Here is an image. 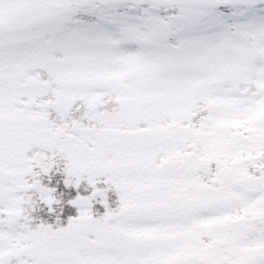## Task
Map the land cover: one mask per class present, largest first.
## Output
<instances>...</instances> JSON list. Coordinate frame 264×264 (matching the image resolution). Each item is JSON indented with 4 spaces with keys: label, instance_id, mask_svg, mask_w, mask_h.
Segmentation results:
<instances>
[{
    "label": "snow or ice",
    "instance_id": "1",
    "mask_svg": "<svg viewBox=\"0 0 264 264\" xmlns=\"http://www.w3.org/2000/svg\"><path fill=\"white\" fill-rule=\"evenodd\" d=\"M0 264H264V0H0Z\"/></svg>",
    "mask_w": 264,
    "mask_h": 264
}]
</instances>
